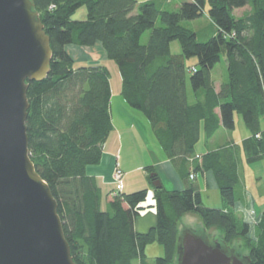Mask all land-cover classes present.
Returning a JSON list of instances; mask_svg holds the SVG:
<instances>
[{"label": "trees", "instance_id": "1", "mask_svg": "<svg viewBox=\"0 0 264 264\" xmlns=\"http://www.w3.org/2000/svg\"><path fill=\"white\" fill-rule=\"evenodd\" d=\"M33 2L49 36L52 58L47 76L28 82V150L56 199L73 261L173 264L179 221L192 212L204 227L220 230L226 243L243 237L251 264H264V211L254 226V238L248 237L249 224L234 211L237 148H242L248 163L264 158V0H188L174 10L167 0ZM207 3L216 32L201 40L183 22L201 17ZM245 6L247 12L234 14ZM81 8L83 18L77 17ZM175 40L179 53L171 52ZM96 42L117 66L123 99L145 115L168 157L194 154L201 122L207 141L220 125L233 131L235 114L241 116L251 135L238 145L205 154L201 164V169L215 174L222 208L205 206L193 185L183 190L155 187L157 224L144 233L135 231L134 220L147 189L120 191L101 209L99 188L86 167L100 162L112 130L109 74L101 63L76 64L66 49ZM190 58L197 59L191 68L186 63ZM223 58L226 80L216 93L211 71ZM187 84L195 96L193 103L188 101ZM156 179L153 174L151 180ZM153 242L163 253L149 261L145 247Z\"/></svg>", "mask_w": 264, "mask_h": 264}, {"label": "water", "instance_id": "2", "mask_svg": "<svg viewBox=\"0 0 264 264\" xmlns=\"http://www.w3.org/2000/svg\"><path fill=\"white\" fill-rule=\"evenodd\" d=\"M49 36L33 0H0V264H76L57 202L28 150V82L50 70ZM153 185L160 187L159 180ZM175 264H251L205 229H182Z\"/></svg>", "mask_w": 264, "mask_h": 264}, {"label": "crops", "instance_id": "3", "mask_svg": "<svg viewBox=\"0 0 264 264\" xmlns=\"http://www.w3.org/2000/svg\"><path fill=\"white\" fill-rule=\"evenodd\" d=\"M136 1L137 3H141L148 0ZM167 1L169 7L173 8V10L181 5V3L175 0ZM136 11L137 10L135 9L133 13H136ZM205 13L210 20L207 14V9H205L203 14ZM84 15L85 12L77 14V17L83 18ZM212 27L210 33H206L203 27L193 30L197 33L198 38L200 34L199 32H201V40H204L210 35L215 34L216 28L213 23ZM68 48H78L84 52H86L85 50L92 51L86 53V55H88L86 62L94 61L95 63L102 64L108 60L106 53L99 42H96L92 46H78L71 44L66 46V49ZM175 52L179 53L180 51ZM92 53H95V55L91 56ZM73 59L84 60L78 58ZM196 62V58H190L186 61L190 68L195 65ZM220 62H223V65L218 69H215L214 66L211 71V79L216 93L221 91L223 83L226 80L227 63L225 58L221 59ZM113 94L118 96L115 112L116 118L113 115ZM187 95L189 103L195 102V96L189 84H187ZM222 99L223 100L220 101L225 100L224 98ZM214 111L219 115V107H216ZM110 114L112 130L109 132L108 137L103 143L101 160L96 165H89L86 167V173L95 179L96 186L99 188L101 209H105L107 202H109L113 198V195L116 194L117 187L113 182L112 177L116 165H118L123 171L121 192L132 193L141 189H147L146 198L138 204L140 210L134 220V229L137 232H147L157 224L156 202L154 197L155 186L151 180L153 174L156 175L157 180H159L161 186L165 190H183L184 188L193 185L198 189L201 199L205 197L207 201L214 204V207L212 208H222L223 200L220 195L215 174L211 169H201V164L205 154L218 150L222 146L231 143L238 145L242 140L251 135L249 131H243L242 135L239 136L236 135V120L238 114H235V129L233 131L230 132L220 125L207 141L204 139L205 133L201 122L200 139L195 145V152L191 156L184 158L168 157L152 128H150L147 136L140 132L141 130L138 125L140 122V116L137 111L135 112V109L131 108L125 102L121 95V89L116 91V93L111 91ZM136 117L138 120H136ZM262 123L264 124L263 120L261 121V127ZM261 129L264 130V127ZM200 144H202L201 147ZM125 147L131 151L130 156H128L127 153L124 155ZM237 149L236 158L238 162L239 185L242 187L240 193L235 194L236 201L234 204V211L244 222L255 226L264 211V191L261 192L259 190L261 185H258V182L252 184L254 187L253 191L246 189L242 173L245 171L244 167L246 163L250 167V164L255 162H246L242 148L240 147ZM146 156H148V158H146ZM230 158H228V160ZM191 174L194 175L193 178H190ZM251 178L259 181L260 177H258L257 174L252 175ZM249 216L254 222H249V220L246 219V217ZM198 227L201 229H196ZM184 228L194 230L204 229L201 219L192 212L182 215L178 224V231L180 232ZM162 253L163 248L157 242L150 243L145 247V254L149 261H152L156 256L162 255Z\"/></svg>", "mask_w": 264, "mask_h": 264}, {"label": "rangeland", "instance_id": "4", "mask_svg": "<svg viewBox=\"0 0 264 264\" xmlns=\"http://www.w3.org/2000/svg\"><path fill=\"white\" fill-rule=\"evenodd\" d=\"M178 1L179 3H182L183 1H188V0H175ZM171 10H173V8L170 7ZM205 9H208V3L205 6ZM249 10L248 6H245L243 8H238L234 10V14L236 16H241L242 14H244L245 12H247ZM84 12V9L81 8L78 11V14H81ZM183 25L191 28V29H199L200 27H203L205 29L206 33H210V31L212 30V23L210 22V20L208 19L206 13L203 14L201 17L195 19V20H191V21H184ZM199 39H201L202 34L201 32H199ZM146 36H148V33H146ZM86 52H84L81 49L78 48H72V49H67L68 54L72 57V58H78V59H84V60H75V63L79 65V63L81 62H86L87 60V56L86 53L87 52H92L90 50H85ZM175 51H180V44L177 40L171 42V52L172 53H176ZM95 53L91 54V56H94ZM94 62V61H93ZM108 70V74H109V80H110V87H111V91L115 92L118 91L119 89H121L122 86V82H121V77L119 74V71L117 69V66L115 64V62L111 59L106 60L104 63H102ZM223 65V62H219L215 65V69L220 68V66ZM117 95L113 94V115L116 118V102H117ZM137 111V113L140 116V122H139V127H140V132L148 134L150 128H152L150 125V122L147 120V118L145 117V115L141 112L135 109V112ZM136 120L137 117H136ZM262 127H264V124L262 123ZM236 135H242L243 131H247L248 129L246 128V126L244 125L241 116L237 115V120H236ZM231 132V131H230ZM235 134V133H234ZM148 140V139H147ZM202 146V144H200V147ZM127 153L128 156L131 155V151L128 150V148L125 147L124 149V155ZM146 158H148V156H146ZM255 163H251L250 167L248 166V164L246 163L245 165V171L242 173V176L244 178L245 184H246V189H248L249 191H253L254 187L252 184L255 183H259L258 185L260 186V191L263 192L264 191V158L263 159H257L255 161H253ZM259 178L258 180H254L253 178H251L252 175H257ZM261 179V180H260ZM257 186V184H256ZM241 185H237L235 187V194L240 193V189H241ZM255 195V194H254ZM203 203L205 206L207 207H214V204L212 202H209L205 199V197L202 199ZM250 226V231L248 233V237L250 238H254V234H255V227L252 225ZM200 227V226H199ZM196 228V229H201V228ZM204 227V226H203ZM204 229L206 230V233L208 235V237L211 240L214 241H218L220 239H223V233L218 230L216 227H210V228H206L204 227ZM229 246L235 248L241 255L243 256H248V245L246 240L243 237H235L230 243H227ZM176 259L174 258V261ZM134 264H137V262H134ZM175 264V263H173Z\"/></svg>", "mask_w": 264, "mask_h": 264}, {"label": "built area", "instance_id": "5", "mask_svg": "<svg viewBox=\"0 0 264 264\" xmlns=\"http://www.w3.org/2000/svg\"><path fill=\"white\" fill-rule=\"evenodd\" d=\"M112 177H113V182L116 184V187H117L116 193H118L122 189V180H123V171L120 169L118 165L114 167ZM193 177L194 175L191 174L190 178H193Z\"/></svg>", "mask_w": 264, "mask_h": 264}, {"label": "clouds", "instance_id": "6", "mask_svg": "<svg viewBox=\"0 0 264 264\" xmlns=\"http://www.w3.org/2000/svg\"><path fill=\"white\" fill-rule=\"evenodd\" d=\"M246 219H248L249 222H254L250 216L249 217H246Z\"/></svg>", "mask_w": 264, "mask_h": 264}]
</instances>
